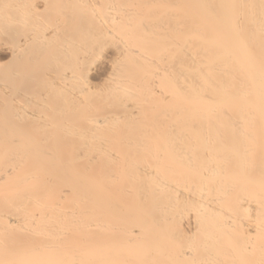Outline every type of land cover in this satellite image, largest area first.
Listing matches in <instances>:
<instances>
[{"label":"bare ground","instance_id":"1","mask_svg":"<svg viewBox=\"0 0 264 264\" xmlns=\"http://www.w3.org/2000/svg\"><path fill=\"white\" fill-rule=\"evenodd\" d=\"M0 264H264V0H0Z\"/></svg>","mask_w":264,"mask_h":264}]
</instances>
